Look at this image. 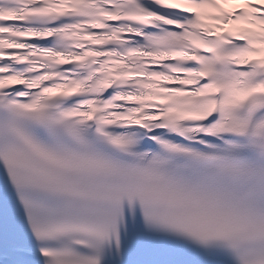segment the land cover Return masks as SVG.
<instances>
[{
	"label": "snow or ice",
	"instance_id": "1",
	"mask_svg": "<svg viewBox=\"0 0 264 264\" xmlns=\"http://www.w3.org/2000/svg\"><path fill=\"white\" fill-rule=\"evenodd\" d=\"M0 264H264V0H0Z\"/></svg>",
	"mask_w": 264,
	"mask_h": 264
}]
</instances>
